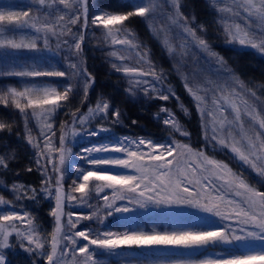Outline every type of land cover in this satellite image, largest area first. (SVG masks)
Instances as JSON below:
<instances>
[{
	"label": "rangeland",
	"instance_id": "rangeland-1",
	"mask_svg": "<svg viewBox=\"0 0 264 264\" xmlns=\"http://www.w3.org/2000/svg\"><path fill=\"white\" fill-rule=\"evenodd\" d=\"M51 2V0H49ZM72 8L65 9L58 0H55L52 10L47 7L41 9V22L54 25H64L72 29L66 35L59 36V41L56 36L51 33L49 36V47L44 46V33H37L30 24L24 25L23 21L19 22H4L0 24V33H3L0 38L5 39H36L38 50H13L0 49V71L5 67H21L33 66L44 69H56L68 72L67 77H42V78H21L15 76L0 75V92L6 91L8 88H17L22 90L24 87L32 84H47L58 86L61 90L68 84L73 87V93L69 95V99L62 102L64 106L57 109L47 121H37L32 116V110L27 109V120L25 114L9 103L5 105L0 103V122L5 123L6 127L0 130V157L6 161L7 167L0 165V197H3L5 203L0 204V214H7L14 211L16 214L27 213L24 220H14L6 222L8 231L15 230L27 233L30 228H35L33 239L37 236L44 243L43 249H37L34 244L29 245L24 236H17L20 249H31L36 252V256L28 258L20 251L14 249L16 240L8 239V246L0 248V254L3 255L5 264H48L47 253L51 252V234L55 229L54 217L51 215L55 208V182L60 178V173L54 172L52 166L47 165V175H42L46 161L40 160V165H37L39 151L43 152L44 156L52 155L58 157L56 152L49 153L45 147L47 138L53 147L55 145V134L58 129L59 120L63 114L74 113L87 100L85 110L78 117H86L87 123L83 126L79 119H76L71 131L70 139L67 148H70L72 155L67 156L65 165L63 166V190L65 193L63 215L61 217L63 224V233L72 236L76 240V245L71 244L66 239H61L59 248L63 249L67 246L66 255H61L57 252L54 257L56 264H82L84 257L76 251L79 246L87 244L86 240L75 237L76 231H91L95 236L101 230H110L115 232L144 230L164 231L172 229H203L212 228L219 229L224 224L233 226L229 221H221L218 217L208 213L200 212L192 208H149L147 210L135 208L128 214L115 213L111 217H106L105 222L101 225L97 218L81 219L82 216L91 215L97 211L99 206L100 214L106 216L107 210L103 208L105 201L104 195L112 196L111 189H103L97 192L95 187L91 185L102 184L103 182L91 181L90 187L85 189L84 193L75 191L76 185L73 183L77 179V169H88L91 167L85 160L81 159L82 155H86L82 150L93 144H111L117 140H122L127 137L133 140L139 138L151 139L154 141L172 144L173 141H178L182 144H188L193 150L202 152L204 156L215 160L221 164L227 165L231 172L240 178L245 183L255 188L257 191L264 192V175L260 174L259 167H264V161H258V168H253L250 164L243 160L231 151L229 147H225L213 139L211 125H208L207 134L205 132V123L210 120L205 115L202 119L201 113L197 111L196 102L189 95L181 79V75L177 73L176 65H180L181 72L190 78L195 75L201 83L206 80H216V71L219 65L215 63V59L209 57L206 53L201 52L199 48L192 44L195 55L180 56L179 45L183 42L178 36L186 35L183 30L176 28L168 19V14L175 15V9L171 4V0H163V7L155 15L152 22L156 32L159 35L153 34L149 27V22L139 16L130 17L124 23L130 30L128 33H121L120 38L128 37L135 44L140 45L139 48L128 49L126 45H113L111 38H106L102 27L91 25V18L94 11L112 10L114 12H126L131 10L126 7L130 0H86L89 23L87 28L84 27V7L80 5L79 0H71ZM231 0H224L218 6H213L211 0H179L180 11L183 16L190 22L191 26L198 29V35L207 39L211 49L218 53L227 62V65L232 68L243 81L246 88L243 90L248 100V103L254 106L261 115H264V82L261 81V69L258 67L264 65V53L249 45H240L239 43L229 42L224 32L223 18H227L229 22L239 23L242 27L247 28L244 19L234 17L230 13L218 11V7H224L230 4ZM39 5L36 0H0V11H28L30 16L37 15L36 9ZM59 9V11H55ZM49 11L52 15L47 17ZM80 15V20L75 25L68 21V16L60 21L59 15ZM47 17V18H46ZM194 18V20H193ZM27 19V18H24ZM184 21H181L183 23ZM203 25L204 31L199 30V26ZM8 29L9 31H4ZM170 29V42L177 48V54L170 56L167 49L164 47L162 40L165 32ZM252 38L259 42L264 39V27L253 21L250 26ZM78 40L80 35H83L81 41V51L76 52L74 46L69 49L68 45L63 41L73 39V35ZM189 40L191 38L189 37ZM59 42V47L57 44ZM113 49H126L120 55L128 57L123 63L132 66L143 67L145 71L152 68L157 76L162 79L157 81L153 77L147 76L141 79L148 80L155 84L158 88L163 87L167 90L172 88L174 94H169L167 101L159 99L155 93L145 95L143 89L144 84H130L129 78L122 72L116 71L112 62L116 64L122 61L115 59L110 55ZM137 52L144 57L140 60ZM74 61L78 65V69L69 68V62ZM85 63L86 71H82V65ZM74 72L84 73L73 75ZM264 74V73H263ZM90 78V79H89ZM85 80H87V95H85ZM91 87L89 88V84ZM214 87V85H207ZM129 89H132L130 92ZM138 92L143 95L146 105H151L157 110V125L153 128V132L149 128H144L138 125L134 120H127L124 115L119 116L117 122L116 116L113 113L117 112L114 104V98L120 93ZM255 92V96L251 93ZM109 104L107 113L94 112L89 113V109H96L97 104ZM181 105L187 109L183 110ZM167 108L173 113L178 122L181 131L174 130L171 126L164 124V118L168 116V112H161L160 109ZM245 128L250 129L252 121L247 116L244 117ZM26 123L31 131L33 143L28 142V133L26 132ZM51 123L52 128L48 129L45 124ZM257 129L259 125L255 126ZM101 128L107 131H99ZM73 130L76 135L73 136ZM97 131L98 135L90 136L89 133ZM54 133V134H53ZM183 133V134H182ZM233 134L239 137V127L233 129ZM39 143L40 148L34 147V144ZM107 155V154H105ZM113 156L122 154L113 153ZM171 159V157H167ZM178 159H180L178 157ZM203 163V161H201ZM211 167V166H208ZM31 169V171H29ZM108 172L128 173L130 170L109 168ZM222 174V173H221ZM51 177L49 184L44 181ZM211 186L217 192L226 196L227 199L239 201L240 197L234 195L233 192L227 191V186L223 180L217 179L216 176H209ZM209 181H206L208 183ZM82 182V181H78ZM21 186L17 190H13L14 186ZM33 189L35 194H33ZM44 189H48L45 191ZM50 193V194H49ZM67 196H72L74 199L69 200ZM19 197V199L17 198ZM118 205H126V201H117ZM134 207L133 205H127ZM69 213L71 219L77 222L76 228H72L68 224ZM27 219L32 220V225L26 223ZM2 239V237H0ZM93 248L94 246H89ZM258 243L247 245L233 244L220 245L217 247H209L197 251L186 252L183 250L173 249H117L114 253L105 252L101 249H96L98 258L104 261V264H128L129 261H154L158 259L170 258H191L203 259L205 257H216L218 255L239 254L246 251L258 249ZM44 252V255L40 253ZM75 254V259L73 256Z\"/></svg>",
	"mask_w": 264,
	"mask_h": 264
},
{
	"label": "snow or ice",
	"instance_id": "snow-or-ice-1",
	"mask_svg": "<svg viewBox=\"0 0 264 264\" xmlns=\"http://www.w3.org/2000/svg\"><path fill=\"white\" fill-rule=\"evenodd\" d=\"M65 9L72 8L74 5L71 0H58ZM224 0H211L213 6H218ZM39 7L36 9L37 15L30 16L28 11H0V24L4 22L12 23L23 21L24 25L30 24L37 33H44V46L49 47V36L51 33L57 37L66 35L72 29L64 25H54L41 22V9L47 7L52 10L55 0H36ZM80 5L84 7V27L87 28L89 23L88 10L86 0H79ZM171 4L175 9V15L168 14V19L176 28L183 30L186 35L177 36L183 41L179 45V55L188 56L195 55L192 44L199 48L201 52L206 53L209 57L215 59V63L219 65L216 71V80H206L201 83L200 80L193 75L191 78L181 72L180 65H176L177 73L181 75L184 86L189 95L196 102L197 111L201 113L202 119L205 115L210 118L204 127L207 134L208 125H211L213 139L225 147H229L239 159L250 164L253 168H258V161H264V115H261L257 109L248 103L244 94L246 88L242 80L235 71L227 65V62L218 53L211 49L207 39L198 35V29L192 27V22L188 21L180 11L179 0H171ZM131 10L126 12H114L112 10L94 11L91 18V25L102 27L106 38H111L113 45H126L128 49L139 48L140 45L128 37L120 38L121 33H131L128 26L124 23L130 17L139 16L149 22V27L154 35L158 33L153 25L155 15L163 7V0H130L126 6ZM59 11V9H55ZM218 11L230 13L234 17L244 19L247 28L242 27L239 23L229 22L227 18H223L224 32L229 42L239 43L240 45H249L264 53V39L256 42L252 38L250 26L253 21L264 27V0H231L230 4L224 7H218ZM52 15L49 11L47 17ZM68 21L75 25L80 20V15H69L67 13L59 15L58 20L62 21L65 16ZM46 17V18H47ZM27 18V19H24ZM194 20V18H193ZM181 21H184L181 23ZM200 31H204L203 25L199 26ZM9 31L8 29L4 30ZM3 33H0L2 36ZM170 29L165 32L162 43L167 49L170 56L177 54V48L170 42ZM189 37L191 40H189ZM83 35L77 40L75 34L71 41L65 40L64 44L69 49L74 46L76 52L81 51V41ZM59 42L57 47H59ZM0 49L13 50H31L37 51L38 45L36 39H5L0 38ZM126 49H113L110 53L115 59L122 61L120 64L112 62L113 68L122 72L129 78L130 84H144L143 89L145 95L155 93L161 99L167 101L169 94H174L171 87L165 90L162 86L157 87L148 80L141 78L151 76L154 80H161L157 73L149 68L147 71L143 67L132 66L123 63L128 57L120 55ZM140 60L144 57L137 52ZM69 68L78 69V65L74 61L69 62ZM85 75L84 73L74 72L73 75ZM0 75L15 76L21 78H42V77H67L68 72L56 69H44L33 66L21 67H5L0 71ZM90 79V78H89ZM214 85L208 87L207 85ZM131 92L132 89H129ZM73 93V87L68 84L61 90L58 86L47 84H32L24 87L22 90L17 88H8L4 92H0V103L19 109L25 114L27 120V109L32 110V116L37 121H47L48 118L57 111L58 108L64 106L62 102L69 99V95ZM255 96V92L251 93ZM85 95H87V80H85ZM183 110L187 109L181 105ZM109 109L108 103L97 104L96 109H89V113L105 112ZM161 112H168V116L164 118V124L171 126L176 131H181L178 122L173 113L167 108L162 107ZM119 120L120 113H113ZM247 116L252 121L250 129L245 128L244 117ZM159 118V117H158ZM79 119L81 125L87 123L86 117H74ZM135 123V121H133ZM259 125L257 129L255 126ZM48 129L52 128L51 123H46ZM239 127V137L233 134V129ZM6 127L5 123L0 122V130ZM99 131H107L101 128ZM26 132L28 133V142L33 143L31 131L26 123ZM54 134V133H53ZM183 134V133H182ZM76 132L73 130V136ZM90 136L98 135L97 131L89 133ZM172 144L154 141L151 139L139 138L133 140L123 138L111 144H93L83 148L86 155L80 158L85 160L91 167L88 169H77V179L73 181L76 185L75 191L84 193L85 189L90 187L91 181L103 182L102 184L91 185L96 188L99 193L103 189H111V198L104 195L105 204L103 208L107 210L106 216L100 214L99 206L97 211L91 215L82 216L81 219L97 218L98 222L103 225L106 217H111L115 213L128 214L135 208L147 210L151 208H192L200 212L208 213L218 217L221 221H229L231 225L224 224L219 229L203 228V229H172L164 231H144L132 230L115 232L110 230H101L97 235L93 236L91 231H76L75 237L87 241L84 246H79L76 251L84 257L82 264H104V261L98 258L96 249L105 252L114 253L117 249H173L183 250L186 252L207 249L209 247H217L220 245L241 244L247 245L258 243L260 247L252 251H246L239 254L218 255L216 257H205L203 259L191 258H170L158 259L154 261H129L128 264H264V192L257 191L245 181L235 176L227 165L221 164L215 160L204 156L202 152L192 149L188 144H182L173 141ZM34 147L40 148L39 143ZM45 147L49 153L56 152L58 157L52 155L44 156L42 151L37 153V165L40 160L46 161L42 175H47V165L52 166L54 172L60 173L57 179L58 185L55 189L56 207L52 210L51 215L55 217V229L51 234V252L47 253L48 264H56L54 257L59 251L61 255H66L67 246L63 249L59 248L61 239L68 240L71 244L76 245V240L63 233V224L61 217L63 215L65 193L62 190L61 180L63 179V166L67 156L72 155L70 148H66L65 134L60 136V144L58 148L53 147L50 138L46 139ZM113 153L122 155L113 156ZM107 154V155H105ZM167 157H171L168 159ZM178 157L180 159H178ZM203 161V163H201ZM0 165L7 167L6 161L0 157ZM211 166V167H208ZM119 168L130 170L128 173L108 172L106 169ZM261 175H264V167L258 169ZM31 171V169H29ZM222 173V174H221ZM209 176H216L221 179L227 186V191L233 192L235 196L240 197L239 201L227 199L225 195L220 194L211 186ZM51 177L44 181L49 184ZM82 181V182H78ZM206 181H209L206 183ZM21 186H14V191ZM50 187V184H49ZM48 191V189H44ZM33 194L35 190L33 189ZM50 194V193H49ZM19 199V197H17ZM72 200L74 197L67 196ZM117 201H126V205H118ZM3 197H0V204H4ZM127 205H133L129 207ZM69 213L68 224L72 228H76L77 222L71 219ZM27 213L16 214L14 211L7 214H0V248L8 246L9 231L6 222L14 220H24ZM26 223L32 225V220L27 219ZM13 230H15L13 228ZM35 228H30L27 233L18 231V236H24L29 245L34 244L37 249H43L44 243L37 238L33 239ZM89 246H94L90 248ZM31 250V249H28ZM44 255V252L40 253ZM75 259V254L73 256ZM0 264H5L4 257L0 254Z\"/></svg>",
	"mask_w": 264,
	"mask_h": 264
},
{
	"label": "trees",
	"instance_id": "trees-1",
	"mask_svg": "<svg viewBox=\"0 0 264 264\" xmlns=\"http://www.w3.org/2000/svg\"><path fill=\"white\" fill-rule=\"evenodd\" d=\"M82 71L85 72V63L82 62ZM261 69V81L264 82V65L258 67L257 71ZM91 87V83L89 84V88ZM87 100L85 99L81 108L74 112V113H66L63 114L61 119L59 120L58 129L55 134V145L56 148L59 147L60 144V136L61 134H65V143L66 148L69 143L71 131L74 124V117H78L86 107ZM114 104L117 108V111L126 117L128 120H134L136 123L144 128H149L152 132L154 131L153 128H156L158 117H157V110L152 108L151 105H146V101L143 99V95L138 92H133L132 94L129 92L120 93L115 96ZM76 120V119H75ZM58 156V154H57ZM56 184V182H55ZM57 185V184H56ZM58 186V185H57ZM63 187V183L61 181V185ZM63 189V188H62ZM17 233L13 230L9 231L8 239L14 238L16 240V246L14 249L20 251L24 255H26L29 259L36 256V252L34 250H26L20 249L21 246L19 244V240L17 238Z\"/></svg>",
	"mask_w": 264,
	"mask_h": 264
},
{
	"label": "water",
	"instance_id": "water-1",
	"mask_svg": "<svg viewBox=\"0 0 264 264\" xmlns=\"http://www.w3.org/2000/svg\"><path fill=\"white\" fill-rule=\"evenodd\" d=\"M63 190V189H62ZM63 192H64V190H63ZM55 207H56V199H55ZM54 221H55V217H54Z\"/></svg>",
	"mask_w": 264,
	"mask_h": 264
}]
</instances>
